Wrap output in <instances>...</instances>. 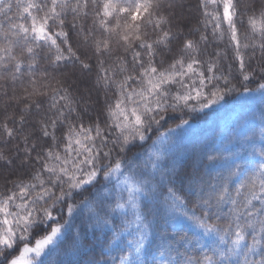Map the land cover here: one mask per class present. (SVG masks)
Returning a JSON list of instances; mask_svg holds the SVG:
<instances>
[{
    "label": "snow or ice",
    "instance_id": "snow-or-ice-1",
    "mask_svg": "<svg viewBox=\"0 0 264 264\" xmlns=\"http://www.w3.org/2000/svg\"><path fill=\"white\" fill-rule=\"evenodd\" d=\"M0 264H264V0H0Z\"/></svg>",
    "mask_w": 264,
    "mask_h": 264
},
{
    "label": "rangeland",
    "instance_id": "rangeland-1",
    "mask_svg": "<svg viewBox=\"0 0 264 264\" xmlns=\"http://www.w3.org/2000/svg\"><path fill=\"white\" fill-rule=\"evenodd\" d=\"M259 104H260L259 98H257L256 100L250 102L251 107H254V106L259 105ZM257 124H258V122H257ZM256 131H257V140L259 141V135H258V133H259V126H257Z\"/></svg>",
    "mask_w": 264,
    "mask_h": 264
},
{
    "label": "trees",
    "instance_id": "trees-1",
    "mask_svg": "<svg viewBox=\"0 0 264 264\" xmlns=\"http://www.w3.org/2000/svg\"><path fill=\"white\" fill-rule=\"evenodd\" d=\"M259 105H260V104H259ZM259 105H256V106L252 107L253 110H256V111H257V115L259 114V113H258Z\"/></svg>",
    "mask_w": 264,
    "mask_h": 264
}]
</instances>
